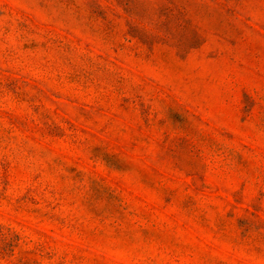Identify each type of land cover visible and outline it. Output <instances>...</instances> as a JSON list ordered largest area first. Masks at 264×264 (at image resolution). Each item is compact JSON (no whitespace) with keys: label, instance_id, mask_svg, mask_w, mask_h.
I'll use <instances>...</instances> for the list:
<instances>
[{"label":"rangeland","instance_id":"374dc122","mask_svg":"<svg viewBox=\"0 0 264 264\" xmlns=\"http://www.w3.org/2000/svg\"><path fill=\"white\" fill-rule=\"evenodd\" d=\"M0 264H264V0H0Z\"/></svg>","mask_w":264,"mask_h":264}]
</instances>
